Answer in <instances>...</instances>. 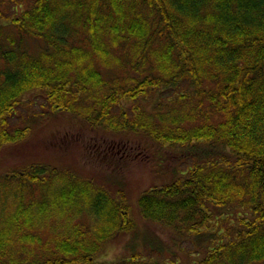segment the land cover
I'll return each instance as SVG.
<instances>
[{
  "label": "trees",
  "instance_id": "trees-1",
  "mask_svg": "<svg viewBox=\"0 0 264 264\" xmlns=\"http://www.w3.org/2000/svg\"><path fill=\"white\" fill-rule=\"evenodd\" d=\"M34 93L45 116L121 139L87 148L109 169L190 155L138 211L212 247L104 261L134 228L125 193L28 164L0 174V264H264V0H0V153L27 139ZM215 209L229 221L212 232Z\"/></svg>",
  "mask_w": 264,
  "mask_h": 264
},
{
  "label": "rangeland",
  "instance_id": "rangeland-1",
  "mask_svg": "<svg viewBox=\"0 0 264 264\" xmlns=\"http://www.w3.org/2000/svg\"><path fill=\"white\" fill-rule=\"evenodd\" d=\"M34 94L28 95L24 101V105H28L27 101H37ZM40 102V103H39ZM35 105L26 107V110L20 108L17 112L19 123H27L29 134L25 142L19 146L4 150L0 153V174L6 173L8 169H17L25 167L28 164H50L52 167L61 171H67L70 174L78 175L81 178L93 179L97 185L105 184L108 181V188L112 191L121 190L128 199L129 210L134 224L133 230L128 234L116 236L110 244L103 248L100 259L112 262L117 259L130 256L133 252L141 253L146 257L152 249H161L165 257L168 255H180L182 253L190 256V263L197 261L200 256L212 246L208 243L205 245V251H202L203 240L197 241L196 238H181L177 233L161 225L146 221L141 217L138 211L137 199L148 188L170 183L181 177L180 174H171L174 167L180 172H185L192 163L189 156H185V152L173 151L170 148L164 152V158L167 163H158L152 166L150 163H129L122 164L119 168L109 169L106 167V159L90 152L89 149L94 147L107 146L109 144H117L121 139L103 131H90L87 128L78 129L73 123V119L68 115L45 116L42 114V99ZM151 102L143 103V106L149 108ZM45 113H47L45 111ZM16 120V119H15ZM17 120V121H18ZM52 135L54 137H52ZM57 141H56V140ZM132 148V153H136L138 149L136 141H128L120 143ZM90 152L89 154H87ZM101 152V150H99ZM140 156V155H139ZM137 156V157H139ZM143 156V155H142ZM141 156V158H142ZM119 160V159H118ZM121 161V160H120ZM118 161V162H120ZM119 164V163H118ZM81 178L80 180H83ZM215 218L211 221V231L217 230V227L229 221V211L213 210ZM218 213H221L218 214ZM191 241V242H190ZM201 246V248H200ZM181 251V252H180ZM208 251V250H207ZM180 253V254H179ZM184 262V259H180ZM182 262V264H183Z\"/></svg>",
  "mask_w": 264,
  "mask_h": 264
}]
</instances>
